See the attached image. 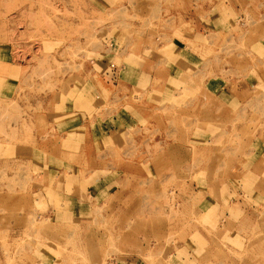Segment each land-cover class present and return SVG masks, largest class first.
I'll return each mask as SVG.
<instances>
[{
    "label": "rangeland",
    "instance_id": "obj_1",
    "mask_svg": "<svg viewBox=\"0 0 264 264\" xmlns=\"http://www.w3.org/2000/svg\"><path fill=\"white\" fill-rule=\"evenodd\" d=\"M201 1L0 0V191L9 185L0 197V264H264V0L205 13L209 33L178 17ZM101 43L117 61L155 53L182 75L161 87L139 81L130 101L143 106L154 95L163 113L153 124L132 112L138 121L118 128L120 144L93 147L100 162L81 157L74 131H61L72 139L63 142L68 156L53 154L56 144L37 137L55 131L33 129L19 95L37 97L40 124L50 113L42 102L56 92L62 105L87 99L90 119L101 121L95 91L57 87L78 72L76 62L101 58ZM118 73L107 72V81ZM196 75L225 83L230 114L222 113L224 95L208 104L216 112L198 106ZM111 105L110 120L119 101ZM20 133L38 153L33 162L14 158ZM13 158L19 166L9 172ZM152 158L151 174L144 169ZM98 167L108 177H97Z\"/></svg>",
    "mask_w": 264,
    "mask_h": 264
},
{
    "label": "crops",
    "instance_id": "obj_2",
    "mask_svg": "<svg viewBox=\"0 0 264 264\" xmlns=\"http://www.w3.org/2000/svg\"><path fill=\"white\" fill-rule=\"evenodd\" d=\"M222 3H223V6L226 7V11L228 10L227 11L228 13H231V12L234 13L232 10V0H210V1L207 0V1L198 2L196 5L194 3L193 5L195 7L193 11L185 10L178 17L182 18L185 22H191L192 24H195V23L198 24L200 26V29H203L205 33H209L211 29L209 28V26L208 27L206 26V23L204 19L202 18L203 17L205 18V13H212V11L216 7L218 6L222 7ZM229 4H231V6ZM206 5L208 6L207 8L208 10L203 11L204 6ZM195 30L198 31L197 28H195ZM191 31L193 32V30ZM166 35L169 38L171 33L167 32ZM99 39L102 40L101 38ZM101 44H102L101 48L97 49V52L95 53H97L98 56L101 57L102 59L99 58L98 60H95V61L84 59L82 60L81 64H78L76 62L77 65L75 64V62H70L68 63V66L79 67L78 72H74V70L71 69L67 72L66 75L64 76L62 75L60 79L57 80L59 81V84L57 85L58 88H62L63 84L64 86H70V88L73 87L74 85H78L79 87H88L91 89L92 92L95 91L96 99L99 101L97 105V109L100 112L102 111L101 116H100L102 118L101 121L90 119L88 115L89 107H87L88 106L87 99L81 98L80 102L75 103L74 100L68 97L65 104L62 105L60 101V97L57 95V92H56L55 96L52 93L50 94L47 104L45 102H42V105L44 106L47 105V107L50 108L49 109L50 113L48 117L47 115L43 116V117L46 116L45 117L46 122H43L42 124H40L38 122H42V120L37 122L38 117L41 116L40 113H37L39 111L38 110L39 102L36 103L37 97H32V96L30 97L29 94L28 95L23 94L22 96L19 95V99L21 100L19 101L21 103L26 101L25 108H31L29 112L30 114L29 118H31L32 122H34L33 129L39 130L38 128L44 125L45 127L41 129L42 134H43V131H45L44 128L47 129L46 131H49L51 129L55 131V133L53 134V137L51 134H47L48 136L44 137L42 135L38 136V134L36 133V135L39 137V138L37 137V139L42 140L41 141L42 145H47L49 147H53V146L55 147V144H56V148L54 149L48 148L52 150L50 152L51 153L53 152V154L56 153L57 155L60 154V155L68 156L67 154H69V151H67V149L63 147V142H64V139L66 138H68L69 141H72V139L70 138L71 134L69 131H74L77 133L79 140H80L79 154L81 153V157L83 155L85 157L84 159H87L90 162L93 160H95L96 162H100L101 159L99 158L97 153H94L93 147L95 148L97 145L100 144V142H103L105 144L106 142H108L107 141L108 139H111V141L113 140L112 144L114 145H116L117 142H119L120 144L121 139L118 138V135H117V133L119 132L118 128L121 126L125 128L126 124L130 122L138 121L137 118L134 117L132 112L138 115H141V114L147 115L148 117H150L151 123L153 124H155L154 122H156V120L153 118L152 115L157 114L158 110H161L160 112L163 113V109H162L163 106L158 107V105H156L157 101L155 100L154 95L153 96L151 95L152 101L144 102L143 106L130 101L131 99L129 97H131V92L135 89V87H137V85H142L140 84L139 81L140 80L145 81L144 85L146 87H153V85L154 87L158 85H160L161 87V85L167 86L170 80L173 81V79L175 80V78H179L182 75V74H179L178 77H175L174 70L170 69V67L174 66V64L169 63L167 60L158 57L154 52H153L154 55H151L148 57H142L140 62L133 63L131 62V60L133 59V57H131L132 54H128L129 53L128 51L127 54L129 55V60L124 62V58L120 56V58H123V59H120L119 61H117L116 53L112 50L108 52V47L107 46L104 47L105 45L103 43ZM142 49L143 48H141V50ZM106 57L110 59H105ZM69 61L71 60L69 59ZM117 63H119V65ZM122 65L124 66L119 67ZM116 69L119 70V73H118L119 77H117V79H115L113 83L108 82L106 78V73L111 70H116ZM122 69H124V72L121 73ZM198 78H199V75H196L194 79L195 87L198 86V92H199L196 98L198 106L205 105L204 103H207L206 107H208V111L216 112V108L211 107L208 104H213V105L218 104V98L220 99L221 96L224 95L225 108L222 113L228 112L230 114V112H232V107L231 105H226L227 104L226 99L227 97H232V94L231 93L228 94L229 91L227 90L225 83L223 84L222 81L218 79V77H214V78L206 77L204 78L202 82ZM231 92H232V87H231ZM118 101H119V107L117 110L112 111L113 118L110 120L108 116L109 114L106 113L108 112L107 108L108 106H112L111 105L112 103H116ZM202 101L204 102L202 103ZM120 102H123V103L126 102L129 104V106L125 107L124 105H121ZM69 106H71L73 109H68ZM57 107H63V109H58ZM105 114H107V116ZM149 114H151V116ZM53 119H59L60 124L62 125L59 126L56 123L54 124ZM166 121H167L166 119H164V121L162 119V128L165 127ZM19 125H20L19 127L22 133L23 125L21 123H19ZM26 125L30 126L31 124L26 123ZM62 130L64 131V133L66 132L70 135L68 137H66L67 135L66 136L64 135L62 137L63 135L61 132ZM102 131H104L105 136H100L101 133H103ZM21 133L18 134V136L16 137V144H15L16 150H14V156H15L14 158L17 162L18 161L25 162V160L27 162H33L35 159V154H38V153L35 151V149H32L31 151L25 147L24 145L25 139L23 136H21ZM32 135H34V132H32ZM60 135L62 137L61 140L59 139L60 137H58ZM38 140L36 141V143L38 142ZM34 144H35V141H34ZM166 144H167V147L171 145V143L169 144L168 142ZM51 153H48V154H51ZM14 158L6 161L7 164L5 165L6 167L4 168H7L9 172H11L12 170L15 171V168L19 166V164L12 163V161H15ZM159 158H160L159 161L162 164L168 163L169 154L162 153ZM153 160L154 158L150 160L149 168L144 169V171L152 174L154 170L153 168L154 165L152 163ZM157 160L155 162H157ZM97 169H99L97 170L98 172L97 177H100V178L108 177V175L104 173L103 175H100L99 172H101V170L99 167ZM86 176H87V173L85 174V177ZM26 177L27 176H24L25 179ZM8 186L9 185L6 186L3 184L1 187L2 189L0 191V197L3 195V199L5 197V193H4L5 190H7V193H9ZM15 190L20 192L22 190V187L19 186Z\"/></svg>",
    "mask_w": 264,
    "mask_h": 264
}]
</instances>
